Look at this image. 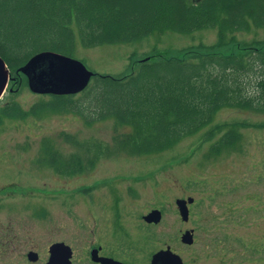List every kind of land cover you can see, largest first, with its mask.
<instances>
[{"label":"rangeland","instance_id":"rangeland-1","mask_svg":"<svg viewBox=\"0 0 264 264\" xmlns=\"http://www.w3.org/2000/svg\"><path fill=\"white\" fill-rule=\"evenodd\" d=\"M263 35L260 29L257 36ZM215 40V28L191 33L166 31L93 46L77 39L73 56L95 73L120 76L131 72L149 54L172 56L190 45ZM7 63L13 93L8 87L0 98V234L15 230L21 241L15 251L0 250V264H27L28 247L40 251L35 264H43L54 240L72 245L76 264H92L83 249L96 240L93 228L96 231L98 226L93 217L133 219L155 207L162 209L163 219L158 226L148 227L144 255L169 243L181 253L185 264H207L208 253H216L220 259L226 234L234 241L252 232L263 234L264 112L223 107L206 128L171 147L135 152L123 146L131 125L113 117L89 123L74 110H67L62 101L56 110H29L55 93L33 91L28 76L19 70L23 64L15 71ZM9 100L17 101L28 113L4 115L1 108ZM227 121L247 123L238 125L235 146L215 152L213 143L223 131L212 139L205 133ZM46 140L64 162L78 155L81 169L64 174L56 170L54 162L42 160ZM93 142L104 147L96 157L93 149L87 152L85 147ZM189 195L195 199L190 203L189 219L183 220L176 199ZM189 227L195 229L192 244L182 242L177 234L178 229Z\"/></svg>","mask_w":264,"mask_h":264},{"label":"trees","instance_id":"trees-1","mask_svg":"<svg viewBox=\"0 0 264 264\" xmlns=\"http://www.w3.org/2000/svg\"><path fill=\"white\" fill-rule=\"evenodd\" d=\"M205 28L216 29L214 42L172 56L149 54L120 76L95 73L78 96L55 93L29 109L56 110L62 101L89 123L113 117L131 125L123 146L135 152L171 147L206 128L223 107L264 112V35L257 36L264 30V0H0V54L15 71L41 50L73 56L77 39L93 46ZM1 109L7 116L28 113L15 100ZM246 123L219 122L208 129L211 139L223 131L214 151L235 146L238 125ZM85 147L95 157L104 150L94 142ZM43 150L42 160L60 172L81 169L78 155L64 162L48 140Z\"/></svg>","mask_w":264,"mask_h":264},{"label":"flooded vegetation","instance_id":"flooded-vegetation-1","mask_svg":"<svg viewBox=\"0 0 264 264\" xmlns=\"http://www.w3.org/2000/svg\"><path fill=\"white\" fill-rule=\"evenodd\" d=\"M93 218L95 220V224L98 226L96 228V231L95 226L93 228L96 240L91 245L84 246L83 249L84 253L92 262V264H103V258H112L114 260L122 262L120 264H142V261L143 264H152L153 255L157 251L166 249L167 247H170L172 251L181 255V253L174 249L169 243L166 245V247L161 246L155 251L153 250L151 253L150 251H148V254L146 253L144 255V250H147L146 245L148 237L146 233L148 231V227L158 226L163 217H161V219L158 221L149 220L146 217H133V219L131 217ZM82 223L84 224L83 220ZM190 228L194 229V227L184 229L180 228L178 229L177 234L181 235L182 238V234ZM250 234L251 235H248L247 237L241 236L242 239L240 241L229 240V237L226 234V237L222 241L221 245L220 251H222V254L220 259L216 255V253H208L207 256L209 255L210 259H208L207 264H264V232L261 236H258L255 232H252ZM221 240H219V242H221ZM20 241L21 239L17 231H5L4 233L0 234V250L15 251L16 249L20 248ZM57 241H64L68 243L65 240H54L50 242L48 247V259L43 264H46L50 258V246ZM194 241L195 229L193 242ZM209 243L212 245V243H214V239H211ZM72 250V264H76L74 261L75 256L73 247ZM26 251L27 257L30 260L27 264H35L40 257V251L34 249L33 247L26 248ZM30 251L38 252V258L36 260H32L29 258L28 254ZM140 259L142 261H140ZM194 259L197 258L194 257L193 261Z\"/></svg>","mask_w":264,"mask_h":264},{"label":"water","instance_id":"water-1","mask_svg":"<svg viewBox=\"0 0 264 264\" xmlns=\"http://www.w3.org/2000/svg\"><path fill=\"white\" fill-rule=\"evenodd\" d=\"M27 76L29 87L36 92L74 93L83 90L90 82L94 71L85 63L74 57L54 50H41L34 53L20 68ZM12 79L11 70L5 58L0 54V98L9 87ZM10 89H12L10 87ZM195 197H178L176 199L179 212L184 220L190 216L189 204L194 202ZM143 217L149 220H160L163 217L161 208H153ZM182 241L192 243L194 229H187L182 234ZM50 258L46 264H72L73 250L71 245L64 241L54 242L50 246ZM29 258L36 260L38 252L30 251ZM115 261V262H113ZM112 258H103V264H120ZM152 264H184L179 253L170 247L157 251L153 255Z\"/></svg>","mask_w":264,"mask_h":264}]
</instances>
